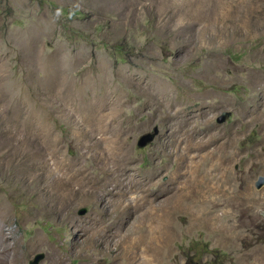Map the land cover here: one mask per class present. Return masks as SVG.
<instances>
[{
    "label": "rangeland",
    "instance_id": "1",
    "mask_svg": "<svg viewBox=\"0 0 264 264\" xmlns=\"http://www.w3.org/2000/svg\"><path fill=\"white\" fill-rule=\"evenodd\" d=\"M263 114L264 0H0V264H130L140 190L202 179L224 138L226 192L166 200L171 239L133 262L264 264ZM183 130L218 138L184 151Z\"/></svg>",
    "mask_w": 264,
    "mask_h": 264
},
{
    "label": "bare ground",
    "instance_id": "2",
    "mask_svg": "<svg viewBox=\"0 0 264 264\" xmlns=\"http://www.w3.org/2000/svg\"><path fill=\"white\" fill-rule=\"evenodd\" d=\"M193 16V15H192ZM210 17V16H209ZM208 18V17H207ZM211 18V17H210ZM214 18V17H213ZM205 19V18H204ZM209 19V18H208ZM233 19V18H232ZM207 20V19H206ZM221 20V19H220ZM222 21V20H221ZM206 22V21H205ZM227 22V21H226ZM239 22V19L236 18L235 21L231 22L234 26L232 27V30H236V26ZM208 23V22H206ZM230 23V22H229ZM224 26V25H223ZM231 26V25H230ZM231 29V28H230ZM226 30H229L226 28ZM229 32H232L231 30H229ZM216 33V32H215ZM264 115V114H263ZM104 126V125H103ZM185 128V127H184ZM182 129V127H181ZM188 129V128H187ZM191 130V129H190ZM189 131V130H188ZM188 131H182L180 137L177 139V141L175 142L174 146L175 147H180L182 144H185L186 147H181V149H183L184 151L189 149L190 146H194V148H197L195 147L196 145H199V147H202L200 145H207V144H210L212 142V144L214 143L215 140H217L218 137H215L216 135L214 134H211L208 133L205 134L204 136H197L198 140L196 141H193L191 140V136H190V132ZM191 133H193V131H191ZM201 134V133H200ZM204 134V133H203ZM197 135V134H196ZM196 139V138H194ZM230 139H226L224 138V140L219 143L216 147L217 148H214L216 149L215 151H212L210 153V155H208V158L209 159H202L204 160V162L201 163V159L198 161L200 162V164L197 166V169H194V171L196 172L198 169H200L202 167V169L204 170L205 172V176L202 177V179L198 178V177H195L193 172H189L184 174L183 177H180L181 180H179V183L178 185L173 188L174 189V196H170L171 198L169 199H166L168 200L169 202H173L172 200H181V201H184V200H189V199H193V196L195 194H199L200 195V191H202V186L204 187V193H207L209 192L210 194H213V193H216V195H218L217 193H220L219 191H224L226 192V190L222 189L224 186H226V146L228 147L230 145ZM233 142V141H232ZM215 145V144H214ZM171 146V145H170ZM172 148V147H171ZM197 148V149H198ZM203 148H206V147H203ZM54 149V148H53ZM193 149V148H192ZM201 149V148H200ZM210 149V148H208ZM202 150V149H201ZM205 151V149H203ZM173 151V150H172ZM176 151H177V148H176ZM188 151V150H187ZM187 151H186V154H187ZM207 151V149H206ZM56 152V151H54ZM197 152V151H196ZM210 152V151H209ZM204 153V152H203ZM208 153V151L206 152ZM205 153V154H206ZM172 154V153H171ZM175 154V153H174ZM173 154V155H174ZM181 154V153H180ZM185 154V155H186ZM204 154V155H205ZM184 155V154H183ZM199 155V154H198ZM204 155H203V158H204ZM232 155V154H231ZM201 156V155H200ZM199 156V157H200ZM101 157V156H100ZM99 157V158H100ZM177 157V156H176ZM186 157V156H185ZM189 157V156H188ZM195 157V156H194ZM206 157V156H205ZM229 157V156H227ZM233 157V156H232ZM231 157V158H232ZM230 158V157H229ZM110 159V163H112L113 167L110 166V169H109V173H115L117 172L118 173V177L121 175V171H122V167H123V163H119L118 160H116V158L114 157H109ZM180 159V158H179ZM182 159V158H181ZM229 161V159H228ZM121 162V160H120ZM180 162V160H179ZM178 163V162H177ZM54 164V163H53ZM188 164V163H187ZM57 167V165L55 166ZM191 168H195V167H191ZM190 169V167H189ZM61 170V169H60ZM187 171V170H186ZM203 172V173H204ZM181 173H183L181 171ZM180 173V174H181ZM198 173V171H197ZM188 174V175H187ZM173 175V174H172ZM204 175V174H203ZM181 176V175H180ZM198 176H201L200 174ZM207 176V178H206ZM174 177V175H173ZM179 178V177H178ZM215 181V186L214 185H211L212 182ZM60 182V181H59ZM178 182V181H177ZM214 184V183H213ZM58 185V184H57ZM206 185V186H205ZM184 186V187H182ZM189 188H192L191 192L189 191L188 193H180L179 191H187L189 190ZM141 189V188H140ZM170 189V188H169ZM147 191L148 190H140V192H143L145 193V197H144V201L146 204L149 205V208L148 210L145 211L144 213V218L147 220V221H144L143 223H141L135 230H132V232H130L131 234L129 236H126V238L122 241V243L118 242L116 245V250L117 252V256L121 255V257L123 256L125 258V260H127V262H129L130 264H136L134 263V259H136V257H138V255L141 253V252H144L146 251H149V252H153L154 254H157L158 251H160V249L162 250V244L165 243V240L166 238L169 239L170 238V231H169V227L167 226V218L168 217L167 215V212H166V209H165V201H162L160 202L158 205H154L155 203V200L154 199H151L149 197V195L147 194ZM171 191V190H170ZM179 192V193H177ZM202 192V193H203ZM177 193V194H176ZM201 193V195H202ZM208 194V193H207ZM198 195V196H199ZM200 195V196H201ZM214 195V194H213ZM204 196V195H203ZM221 196V195H220ZM224 197H226V195H223ZM195 197V196H194ZM207 197V196H206ZM215 197V196H214ZM201 198V197H200ZM205 198V197H204ZM216 198V197H215ZM214 198V199H215ZM199 199V198H198ZM197 199V200H198ZM202 201H203V198H201ZM132 198L128 195L125 196V200L124 201H128L129 204L132 202ZM209 200V198H208ZM167 201V202H168ZM175 201V202H176ZM180 201V202H181ZM194 201V200H193ZM207 202V200H205ZM211 201L212 198H211ZM210 201V202H211ZM223 201V200H222ZM216 202V201H215ZM220 202V201H219ZM127 203V202H126ZM214 203V202H213ZM137 204V203H136ZM175 204V203H174ZM173 204V205H174ZM177 204V203H176ZM171 206H173L172 204H170ZM195 205V204H194ZM198 205V204H197ZM207 205V204H206ZM123 206V204H122ZM185 206V205H184ZM169 207V206H167ZM181 207V206H180ZM179 207V208H180ZM124 208V206H123ZM176 208V207H175ZM178 208V209H179ZM125 209V208H124ZM177 209V210H178ZM181 209V208H180ZM201 209H204V208H201ZM202 211V210H201ZM170 212V210H169ZM174 212V211H172ZM175 213V212H174ZM172 214V213H171ZM176 214V213H175ZM207 214V213H206ZM174 215V214H173ZM205 215V213H204ZM203 215V216H204ZM205 217V216H204ZM203 217V218H204ZM199 218V217H198ZM171 220V219H170ZM152 223H155L156 225V228L155 229H152L151 228V224ZM170 223V222H169ZM150 225V227L148 226ZM174 228V227H172ZM174 230V229H173ZM174 233V232H173ZM172 233V234H173ZM129 234V233H128ZM168 235H169V238H168ZM175 235V234H174ZM172 235V236H174ZM171 239V238H170ZM168 242V240L166 241ZM140 252L138 255L136 256H133L135 255L136 253ZM163 252V251H162ZM160 253V252H159ZM143 254V253H142ZM145 254V252H144ZM141 255V254H140ZM146 255V254H145ZM115 256V255H114ZM120 257V258H121ZM117 258V257H116ZM144 257L141 256V259L142 260ZM146 258V257H145ZM144 258V259H145ZM123 259V258H122ZM139 259V258H138ZM147 260V259H146ZM137 261V260H136ZM135 261V262H136ZM139 262V261H138ZM142 263L145 264V261H141ZM141 262L139 264H141ZM148 262V260H147ZM149 262H151L149 260ZM125 263V262H124ZM126 264V263H125ZM148 264V263H147ZM152 264V263H150Z\"/></svg>",
    "mask_w": 264,
    "mask_h": 264
},
{
    "label": "water",
    "instance_id": "3",
    "mask_svg": "<svg viewBox=\"0 0 264 264\" xmlns=\"http://www.w3.org/2000/svg\"><path fill=\"white\" fill-rule=\"evenodd\" d=\"M226 119V115H223L222 117L219 118V122L223 123ZM159 135V129L158 127L154 128L153 132L144 134L140 137L139 141H138V145L140 147H145L147 145H149L151 142H153L155 140V138ZM255 186L257 189H260L264 186V176H260L258 178V180L255 183ZM85 210L82 211L81 214H85ZM45 258L44 254H38L33 261L30 262V264H40L41 261H43Z\"/></svg>",
    "mask_w": 264,
    "mask_h": 264
}]
</instances>
